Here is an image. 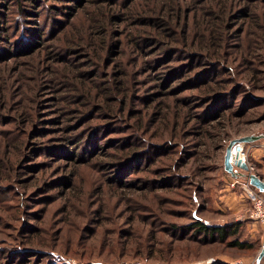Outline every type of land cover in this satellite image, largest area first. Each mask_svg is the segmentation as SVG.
Instances as JSON below:
<instances>
[{
    "label": "rangeland",
    "instance_id": "obj_1",
    "mask_svg": "<svg viewBox=\"0 0 264 264\" xmlns=\"http://www.w3.org/2000/svg\"><path fill=\"white\" fill-rule=\"evenodd\" d=\"M93 16L89 39L123 40L103 58L68 41ZM250 134H264V0H0V264H256L264 221L224 164ZM263 144L241 152L264 180ZM197 221L241 222L253 246Z\"/></svg>",
    "mask_w": 264,
    "mask_h": 264
},
{
    "label": "trees",
    "instance_id": "obj_2",
    "mask_svg": "<svg viewBox=\"0 0 264 264\" xmlns=\"http://www.w3.org/2000/svg\"><path fill=\"white\" fill-rule=\"evenodd\" d=\"M69 10L67 11V13L69 15H71V17L73 15H75V8L74 6H69L68 7ZM149 11H154V10H149ZM64 12V11H63ZM151 14H148V16L142 17L143 19L152 22L154 25L157 26H161L162 20L159 21H155L152 20V18L150 17ZM91 19L94 21L95 24L93 23H88V24H75L70 22L69 25H71L72 30L70 31L69 34V38L68 41L71 43H76L78 45H82L87 43V45H89V47H93V52H94V56L96 55V57H100L103 58L104 56L106 57L109 53L108 52H112V51H116V49L118 47H120V44L123 43V40H121V38H114V40H112L113 37H111L110 33H108V31L106 29H102L101 28V33L99 35L96 34V32L93 34V37H91V39H89L88 37V29L96 26H101V22L103 21V19L101 17L98 16H93L91 17ZM189 18L187 19V24H184V31L185 34L188 33L189 30V22H188ZM205 30H201L197 33V35H199L201 38H204L206 36V34H203ZM115 33V31H114ZM123 32H121L119 34V36L121 37ZM137 38H141L144 36L143 33L141 34H136L135 35ZM213 38H218L219 36L217 35H212ZM136 37H134V44H136L140 49L142 50H146L145 47L141 46L139 44V40L135 41ZM151 43L152 46L150 47L151 49H154L153 51H159L163 46L161 44V40L159 39L158 36H156L155 38H151ZM110 48V50H109ZM74 49V48H73ZM76 51H79L80 49H75ZM108 51V52H106ZM104 52V53H103ZM121 52L118 50V55ZM92 59L89 58L87 61H91ZM185 70L183 68H181L178 72V74L183 73ZM125 73V72H123ZM175 77V74H172ZM69 77V75H68ZM160 77V76H159ZM70 80H67L66 83H73V82H69ZM121 83V82H119ZM74 84V83H73ZM81 84H83V82H81ZM103 84V83H102ZM162 84H165L162 82ZM84 85V84H83ZM122 85L117 86L118 88H120ZM101 88H106V86H101ZM81 99H86L89 101H92V98L94 96L93 92L91 89H87V90H83V92L78 95ZM99 97V95H98ZM69 138V137H67ZM70 140V139H69ZM73 154V153H72ZM71 155V152H70ZM74 154L72 156H70L71 158H73ZM196 227L203 232L205 235L209 236L211 239H221V240H227L230 237H234L231 240L228 241V244L231 246H237L240 248H248V247H252L253 245L248 242V240H243L238 238L239 232L241 230L242 227V223L241 222H235L233 224H226V225H209L207 223L204 222H196Z\"/></svg>",
    "mask_w": 264,
    "mask_h": 264
},
{
    "label": "water",
    "instance_id": "obj_3",
    "mask_svg": "<svg viewBox=\"0 0 264 264\" xmlns=\"http://www.w3.org/2000/svg\"><path fill=\"white\" fill-rule=\"evenodd\" d=\"M264 138V134H250L234 138L227 146L225 153V170L235 177L246 176L248 177L250 184L255 186L261 192L264 193V180L256 173L249 171V165L246 160L241 157L242 145L246 142H253ZM238 168L242 169V172L238 171ZM264 257V245L259 251L256 264H260Z\"/></svg>",
    "mask_w": 264,
    "mask_h": 264
},
{
    "label": "built area",
    "instance_id": "obj_4",
    "mask_svg": "<svg viewBox=\"0 0 264 264\" xmlns=\"http://www.w3.org/2000/svg\"><path fill=\"white\" fill-rule=\"evenodd\" d=\"M261 151L264 154V144L261 146ZM242 153L245 154L244 152ZM244 187L253 201L254 215L264 221V196L252 189L249 181L244 184Z\"/></svg>",
    "mask_w": 264,
    "mask_h": 264
},
{
    "label": "crops",
    "instance_id": "obj_5",
    "mask_svg": "<svg viewBox=\"0 0 264 264\" xmlns=\"http://www.w3.org/2000/svg\"><path fill=\"white\" fill-rule=\"evenodd\" d=\"M256 151H258V152H256ZM261 152L262 151L260 150V148H257V149H255L254 155H253L254 158L257 159L256 161H258L260 163H262V159H264V155H262ZM256 153H258L259 158H257V156L255 155ZM233 178H234V176H233ZM231 186H230V184H228V188H231ZM246 195L247 194L245 192H243L242 194H236L234 191L233 193L230 194V196H228L229 201H231V207H233L235 209L240 208L238 211H241V212H239V213H241V215H242V213L246 207V202L244 199L245 197H247ZM240 217H237V218H240Z\"/></svg>",
    "mask_w": 264,
    "mask_h": 264
},
{
    "label": "bare ground",
    "instance_id": "obj_6",
    "mask_svg": "<svg viewBox=\"0 0 264 264\" xmlns=\"http://www.w3.org/2000/svg\"><path fill=\"white\" fill-rule=\"evenodd\" d=\"M241 153H242V152H241ZM240 155H241V154H240ZM241 157H243V158L245 159V157H244L243 153H242Z\"/></svg>",
    "mask_w": 264,
    "mask_h": 264
}]
</instances>
